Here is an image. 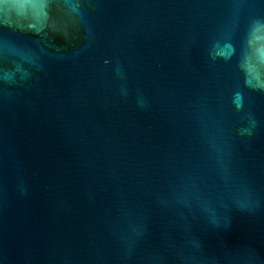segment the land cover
I'll use <instances>...</instances> for the list:
<instances>
[{
  "label": "water",
  "instance_id": "1",
  "mask_svg": "<svg viewBox=\"0 0 264 264\" xmlns=\"http://www.w3.org/2000/svg\"><path fill=\"white\" fill-rule=\"evenodd\" d=\"M0 264H264V0H0Z\"/></svg>",
  "mask_w": 264,
  "mask_h": 264
}]
</instances>
